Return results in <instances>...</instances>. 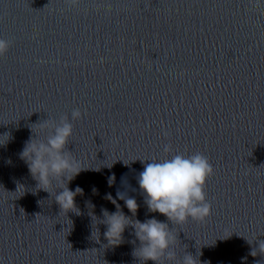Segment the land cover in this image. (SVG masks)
Returning a JSON list of instances; mask_svg holds the SVG:
<instances>
[{
    "label": "water",
    "instance_id": "obj_1",
    "mask_svg": "<svg viewBox=\"0 0 264 264\" xmlns=\"http://www.w3.org/2000/svg\"><path fill=\"white\" fill-rule=\"evenodd\" d=\"M261 9L264 0H81L74 8L65 0H0V39L11 42L0 56V134L12 137L0 146V264H141L131 227L111 246L106 226L96 225L98 233L93 225L91 213L116 211L105 197L117 190L137 200L134 219L169 224L177 235L171 264L185 252L200 253V264H264L245 239L264 240ZM77 108L82 118L72 121ZM64 115L73 124L67 150L85 168L68 184L83 189L79 215L60 212L55 183L53 197L33 194L36 181L19 155L31 125ZM177 152H199L213 166L204 222L173 225L144 203L139 160Z\"/></svg>",
    "mask_w": 264,
    "mask_h": 264
},
{
    "label": "clouds",
    "instance_id": "obj_2",
    "mask_svg": "<svg viewBox=\"0 0 264 264\" xmlns=\"http://www.w3.org/2000/svg\"><path fill=\"white\" fill-rule=\"evenodd\" d=\"M80 2L81 0H65L69 8L78 7ZM259 3L260 0H257V4ZM261 11L264 12V9ZM10 46V41L0 39V56L5 55ZM80 118H82L81 111L78 108L73 109L71 120L76 121ZM37 124H40L42 129H47V134L43 139L34 135L32 126ZM33 125L30 126L33 135L25 142L19 154L20 159L26 163L29 173L36 181L33 194L42 190L53 197V192L49 189L55 183L59 191H55L54 200L60 212H64L66 216L69 212L79 215L75 198L83 195V189L77 186L73 191L68 187V184L85 170L72 152L67 150V145L73 135V124L69 117L64 115L58 122H49L47 119ZM0 137H7L4 143H0V146H6L12 138L9 132L0 134ZM163 151L165 154L170 153L171 145H165ZM139 161L143 164V171L139 172L136 180L149 212L165 216L167 221L173 225H182L189 219L204 222L211 215V204L206 198L204 189L208 178L214 175V169L205 155L199 152L192 155L177 152L170 158L166 155L160 160L153 158L150 161ZM115 179V174L108 177L109 187L115 184ZM122 184L126 185L124 178H122ZM96 191L94 188L93 192L96 193ZM105 198L115 205L116 211L109 212L107 209H102L103 219L96 217L94 213L90 215L98 233L99 229L96 225L106 226L103 235L107 244L118 246L123 243L125 229L131 227L136 240L139 241V246L133 250V256L141 264H147L149 261L153 264H165V261L171 264L176 260L177 235L173 234L168 223L161 222L154 217L144 222L134 219L139 205L134 197L127 194V191L117 190L115 198L110 193ZM118 200L124 201V205L132 214L131 217L125 215ZM20 211L24 214L23 209ZM259 236L254 240L245 238L250 246L258 245L251 248L249 255L252 257L264 256V240L259 239ZM198 255L200 253L193 256L185 252L180 264H200ZM246 260L247 257L242 258V262ZM255 264H261V261H256Z\"/></svg>",
    "mask_w": 264,
    "mask_h": 264
}]
</instances>
